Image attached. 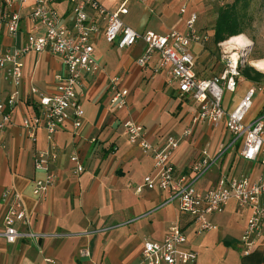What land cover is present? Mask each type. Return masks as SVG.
I'll use <instances>...</instances> for the list:
<instances>
[{
  "label": "crops",
  "instance_id": "obj_1",
  "mask_svg": "<svg viewBox=\"0 0 264 264\" xmlns=\"http://www.w3.org/2000/svg\"><path fill=\"white\" fill-rule=\"evenodd\" d=\"M101 1L111 12L122 3V0ZM129 3L138 5L135 11L140 20L136 27L126 20L130 14L127 6L129 12L122 17L125 24L139 33L153 31L164 35L173 30L185 33L188 15L191 11L198 12L199 2H190L185 14L180 12L177 0ZM52 6L67 23L71 21L69 1L54 0ZM104 24L101 21L102 27ZM31 26L25 19L16 40L3 32L0 46L20 45ZM198 29L201 34L213 33L204 30L200 23ZM35 34L42 36L44 30ZM94 40L95 57L102 69L95 75L83 76L81 128L75 132L72 124L67 123L52 136L39 130L35 143L22 125L25 118L38 112V96L32 94L31 89L52 95L65 69L60 58L48 52L30 53L23 59L21 101L12 122L0 133V230L15 192L20 195L31 221L30 229L38 238L35 243L21 239L9 244L0 237V264H138L144 243L162 241L173 225H179L185 233L183 249L198 254L194 264H264V237L249 255L242 253L241 238L249 211L239 209L234 201L224 212L209 217L216 229L199 232L192 219L181 212L178 202H168L167 193L158 189L137 192L144 177L154 173V160L151 153L145 154L127 140L123 132V121L127 118L142 125L154 145L161 146L168 135L180 138V147L171 159L177 177H192V167L203 160L204 152L214 161L207 172L211 171L217 161L222 160L218 157L223 144L216 146L220 134L228 132L230 137L231 134L225 121L217 127L192 123L199 106L189 97L179 96L169 68L159 66V54L153 53L145 67L137 64L147 50L142 41L119 49L107 43L101 33ZM205 46L193 44L192 52L198 66L197 76L208 79L204 76L207 72H202V63L208 56ZM235 49L244 48L230 46L231 51ZM244 61L264 74V69L257 65L264 62V57ZM114 76L120 78L119 87L128 91L127 107L123 110H114L110 104L109 84ZM250 89H256L253 99L257 96L252 99L245 123L260 117L264 120V81L254 84L240 75L234 92L237 93L236 103L232 106L223 102L229 114ZM13 90L14 86L5 82L0 73V95L6 98ZM186 129H191V135H183ZM241 149L240 143L210 176H202L196 182L197 189L208 190L222 175L251 179L262 175L264 166L244 160ZM37 151L56 156L50 160V171L56 176V183L43 200L32 194L33 179L44 176L34 168ZM74 155L84 172H76V165L71 161ZM18 228L24 230L21 225ZM83 251L89 256H83Z\"/></svg>",
  "mask_w": 264,
  "mask_h": 264
},
{
  "label": "built area",
  "instance_id": "obj_2",
  "mask_svg": "<svg viewBox=\"0 0 264 264\" xmlns=\"http://www.w3.org/2000/svg\"><path fill=\"white\" fill-rule=\"evenodd\" d=\"M54 0H0V35L5 32L16 40L23 21L31 22V30L20 45L15 43L0 46V73L3 80L14 86L6 98L0 95V133L12 122L13 113L21 101L19 85L23 76V59L30 53H51L60 58L65 74L58 78L56 91L45 95L36 88L31 93L38 96V112L23 120V127L28 138L35 143L39 130L48 136L54 135L67 123H71L77 132L83 122L82 90L83 76L95 75L102 66L95 57L94 39L101 33L105 41L119 49H126L142 41L146 45L145 54L137 64L145 67L153 53H158L161 69L169 68V74L176 85L181 98L189 97L199 106L192 123H203L214 127L225 121L231 134V145L241 143V157L252 163L264 166V120L262 117L251 123L244 119L251 108L256 89H250L238 106L229 114L223 108L225 92L234 93L237 79L240 77L238 63L233 54L227 60V69L221 76L204 79L195 72L193 44H206L209 36L198 29V13L191 11L185 22L186 32L170 31L161 35L153 31L139 33L123 21L131 1L147 3L148 0H122L115 12L102 5L101 0H67L71 3V21L53 8ZM180 12L187 13L192 1L223 3L225 0H177ZM101 21H104L102 27ZM43 29L44 34L35 32ZM120 78L110 79V104L114 110L127 107L128 91L119 87ZM123 132L131 145L152 154L154 173L144 177L137 192L143 189H158L168 194V202H178L183 214L188 215L199 232L216 229L209 217L225 211L231 201L239 209L249 211L246 227L241 238L243 255H249L259 239L264 237V173L256 179L247 176L229 177L222 175L217 183L206 191H200L196 182L212 167L214 161L204 152L203 160L192 167V177L175 175L171 161L173 154L180 147V138L168 135L161 146L152 144L144 127L130 118L123 121ZM184 136L191 135V129L184 131ZM54 154L37 151L34 155V168L42 172V178L32 181V194L43 200L56 183V176L50 171V160ZM76 165V172H84L76 155L71 157ZM18 225L24 227L20 230ZM28 218L21 197L12 193L11 205L3 219L0 237L9 244L21 239L36 242L38 235L30 229ZM186 236L179 225L169 228L160 242L146 241L141 251L138 264H194L198 254L184 250ZM89 256L86 251L82 252Z\"/></svg>",
  "mask_w": 264,
  "mask_h": 264
},
{
  "label": "rangeland",
  "instance_id": "obj_3",
  "mask_svg": "<svg viewBox=\"0 0 264 264\" xmlns=\"http://www.w3.org/2000/svg\"><path fill=\"white\" fill-rule=\"evenodd\" d=\"M248 6L246 8H239V13L244 17V30H245V38L248 40V46L244 49H235L231 51L230 48L224 43L219 44L218 46H214L212 42H209L205 46L206 52H208L207 58L202 63V72H207L204 75L207 78H212L214 76H220V71L223 70V73L227 69V60L233 54L234 60L237 61L238 66L246 64V58H254V57H264V0H247ZM233 3V0H226L225 3ZM218 4L203 1L197 3L198 16L200 14V19L198 24L204 30H212V23L214 22L216 15L214 12V7ZM130 14L126 17V20L131 23L133 27H136L135 24L139 22V15L136 13L135 9L138 6L134 3H129ZM198 66L195 65L196 72ZM199 75V71L197 72ZM222 73V74H223ZM221 74V75H222ZM257 96V95H256ZM254 97L253 101L256 99ZM237 93L225 92L223 96V102L225 104H231L232 106L236 103ZM255 107V105H254ZM254 107L251 109V112L254 110ZM250 113V112H249ZM232 137L229 136L228 132L224 134H220V139L216 146H220V142H222L223 147L220 146L219 157L218 159H226L229 154L234 151L240 142L231 145ZM206 144V143H204ZM222 160L220 162H222ZM217 163L211 169V171L205 173L203 178H206L211 175V173L216 169Z\"/></svg>",
  "mask_w": 264,
  "mask_h": 264
},
{
  "label": "trees",
  "instance_id": "obj_4",
  "mask_svg": "<svg viewBox=\"0 0 264 264\" xmlns=\"http://www.w3.org/2000/svg\"><path fill=\"white\" fill-rule=\"evenodd\" d=\"M225 1L223 3H216L218 5L214 7L216 18L212 23L213 33L212 35L206 34L209 36V42H212L214 46H218L219 44L228 41L232 37L245 34L244 17L239 13L238 6L241 8H246L248 6V1L233 0V3H225ZM238 69L240 75L244 76L246 80L254 84H260L262 81H264V74L257 71L250 65H239ZM222 73L223 70L220 71V76Z\"/></svg>",
  "mask_w": 264,
  "mask_h": 264
},
{
  "label": "bare ground",
  "instance_id": "obj_5",
  "mask_svg": "<svg viewBox=\"0 0 264 264\" xmlns=\"http://www.w3.org/2000/svg\"><path fill=\"white\" fill-rule=\"evenodd\" d=\"M225 44L228 46V48H230V46H238L239 48H246L248 46V40L244 37V35H240L230 38L228 41H226ZM257 65L258 67L264 69V62H260Z\"/></svg>",
  "mask_w": 264,
  "mask_h": 264
}]
</instances>
